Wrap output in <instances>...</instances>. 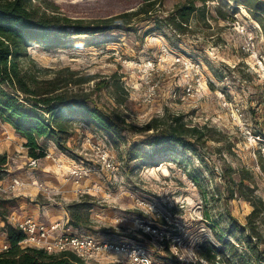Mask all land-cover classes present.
<instances>
[{"label": "rangeland", "instance_id": "obj_1", "mask_svg": "<svg viewBox=\"0 0 264 264\" xmlns=\"http://www.w3.org/2000/svg\"><path fill=\"white\" fill-rule=\"evenodd\" d=\"M40 1L57 5L72 19L83 20L134 11L143 4L142 0ZM188 1L194 2L197 10L186 28L176 30L166 19ZM151 2L156 3L151 16L134 18L122 31L76 36L59 48L27 49L28 59H23L21 66L38 81L64 77L83 82L92 77L88 83L68 85L64 90L89 95L100 110L115 115L125 126L120 135L109 137L95 125L74 118L64 149L52 139L39 140L47 156L33 168L28 166L25 140L0 121V159L5 161L0 164V251L6 244L4 222L13 225L12 216L25 212L45 224L64 222L69 220L67 206L82 203L86 226L69 227L71 232L80 230L98 241L139 246L153 264H190L196 260L200 243L207 240L218 245L215 233L225 235L228 229L235 231L236 224L245 225L253 209L239 196L224 202L223 181L219 180L224 168L248 169L254 179V196L264 202V76L247 53L246 37L239 33L243 27L253 34L257 54L264 57L261 25L243 7L235 12L231 2L224 0ZM235 21L240 22L239 27ZM172 53L199 63L207 86L199 95L184 97L183 81L171 64ZM150 66L153 73L149 79L158 84V91L145 102ZM114 75L127 95L121 105L115 102L112 86L103 84ZM174 92L177 96L173 98ZM166 114L181 115L188 125L221 134L222 143L208 142L201 151L207 166L181 150L150 158L152 148L145 144L141 129L152 118ZM132 148L145 156L127 160ZM103 154L108 157L106 163ZM158 159L165 162L153 166ZM234 178L237 180L236 174ZM14 179L22 186L12 190ZM260 231L264 235L263 225ZM261 249L264 251V242ZM122 262L126 260L111 255L101 263Z\"/></svg>", "mask_w": 264, "mask_h": 264}, {"label": "trees", "instance_id": "obj_2", "mask_svg": "<svg viewBox=\"0 0 264 264\" xmlns=\"http://www.w3.org/2000/svg\"><path fill=\"white\" fill-rule=\"evenodd\" d=\"M151 1L153 0H142V6L134 11L98 20H83L72 19L64 15L57 5L42 4L40 0H0V121L11 125L25 140L24 148L28 158L39 161L47 156L39 144L42 138L52 139L64 149L71 134L69 126L74 118L80 117L95 125L109 137L120 135L125 122L100 110L89 99V95H77L64 90L68 85L88 83L93 80L92 77H86L83 82H72L64 77L38 81L34 73L21 66V61L28 59L27 49L33 46L59 48L70 44L71 38L76 36L122 31L134 18L151 16L156 4ZM224 1L231 2L235 12H238L237 7H243L264 31V0ZM33 2L39 4L33 5ZM196 10L195 3L188 1L177 6L166 21L174 29L183 30ZM103 84L106 87L112 86L115 102L121 105L127 95L119 77L114 75L111 81ZM99 85L100 83L97 87ZM39 113L47 117L44 118ZM141 132L146 136L145 144L152 148L150 158L181 150L197 156L201 166H207L201 154L206 143L223 142L219 132L204 126L188 125L181 115L166 114L161 118H152ZM143 156L145 155L141 152L134 153L132 148L127 153V160L135 161ZM164 162L163 159H158L153 166ZM0 164H5L3 158L0 159ZM235 174L237 180L234 178ZM219 180L223 181L221 186L225 203L239 196L253 209L247 216L245 225L236 224L233 227L235 231L228 229L225 235L215 233L218 245L207 240L200 243L195 251L196 260L190 264H264V251L261 249L264 235L260 231L261 225L264 226V217H261L264 202L254 196L251 172L245 168L226 167L221 171ZM194 182L201 197L206 200V193L197 180ZM66 210L69 215L68 226L75 229L86 226L88 218L82 203H73ZM204 217L208 222L209 217L206 214ZM3 233L8 247L0 251V264H84L72 253L48 254L41 249L21 248L19 242L24 236L8 222H4ZM225 237L234 239L235 243Z\"/></svg>", "mask_w": 264, "mask_h": 264}, {"label": "built area", "instance_id": "obj_3", "mask_svg": "<svg viewBox=\"0 0 264 264\" xmlns=\"http://www.w3.org/2000/svg\"><path fill=\"white\" fill-rule=\"evenodd\" d=\"M235 22V25L239 27L240 22L239 24L237 23L238 21ZM239 33L246 37L244 42L247 53L254 58L257 69L264 76V57L257 54L258 52L254 46L255 37L253 34H248L243 27ZM170 57L172 58L171 64L173 70L179 71L181 80L183 81L184 97H194L203 92L207 86L205 81H203L199 63L189 57H182L179 54L172 53ZM147 69L145 102L153 99L158 91V84L153 83L149 79L153 73V67L150 66ZM176 96L177 93L174 92L173 98ZM102 160L106 163L108 161L107 155L103 154ZM38 162V160L29 159L28 166L34 168ZM107 167H110V165H107ZM21 186L22 184L18 179H14L10 188L14 190ZM38 187L42 189L41 184H38ZM11 221L13 222V226L20 230L24 236L19 242L21 248L41 249L48 254L72 253L84 264H102V260L111 255L122 257L126 260V262L118 264H153L145 250L141 247L131 246L124 242L98 241L80 230L71 232L68 221L45 224L28 215L21 216L20 218L12 216ZM7 247L6 243L1 251L6 250Z\"/></svg>", "mask_w": 264, "mask_h": 264}, {"label": "crops", "instance_id": "obj_4", "mask_svg": "<svg viewBox=\"0 0 264 264\" xmlns=\"http://www.w3.org/2000/svg\"><path fill=\"white\" fill-rule=\"evenodd\" d=\"M24 215H28L27 213H25V212H23L22 214H21V216H24ZM16 216H18V215H16ZM20 215L18 216V217H16V218H20L21 217ZM29 216V215H28ZM67 221V220H66ZM55 222H57V221H55ZM52 223H54V222H52Z\"/></svg>", "mask_w": 264, "mask_h": 264}]
</instances>
